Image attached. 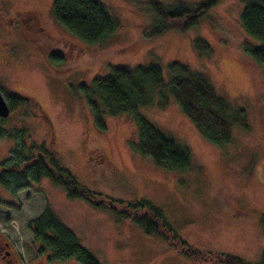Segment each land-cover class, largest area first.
I'll return each instance as SVG.
<instances>
[{"label":"rangeland","instance_id":"obj_1","mask_svg":"<svg viewBox=\"0 0 264 264\" xmlns=\"http://www.w3.org/2000/svg\"><path fill=\"white\" fill-rule=\"evenodd\" d=\"M53 1L14 0L10 13L4 7L8 16L14 10L39 11L46 31L41 49L26 31L10 34L0 28V91L7 99H22L9 117H0V164L21 162L45 146L82 186L103 198L146 199L159 207L189 247L259 263L264 251V67L246 51L259 42L243 29V0H217L188 29H182L186 20L172 21L160 33L162 19L149 0H99L119 28L95 44L56 21ZM155 1L167 6L205 0ZM196 38L211 47L208 55L192 46ZM57 52L64 60L47 63L45 53ZM173 62L206 76L222 98L244 108L248 123V128L233 126L230 143L216 146L172 97L165 108H138L137 115L190 150L192 166L184 172L160 168L132 148L138 135L134 114L105 115L106 128L98 129L80 87L110 74L113 66L149 63L158 64L168 80ZM100 151L112 165L99 160ZM0 199V233L32 260L29 264L63 263L34 259L28 245L34 238L28 223L47 207L100 264H224L195 263L160 236L144 233L132 218L70 198L47 177L16 195L0 187Z\"/></svg>","mask_w":264,"mask_h":264},{"label":"trees","instance_id":"obj_2","mask_svg":"<svg viewBox=\"0 0 264 264\" xmlns=\"http://www.w3.org/2000/svg\"><path fill=\"white\" fill-rule=\"evenodd\" d=\"M243 2V29L259 42L258 46L246 47V51L256 63L264 67V0ZM216 3L217 0L199 3L176 1L162 6L155 0H149L152 11L162 19L163 29L157 33L170 28L172 21L186 20L182 29H188ZM52 10L57 22L87 44L98 43L119 28V24L99 0H54ZM191 41L195 49L204 51V55L211 52V47L204 39ZM45 60L47 63L63 61L64 56L59 52L45 53ZM168 70L167 80L162 68L156 63L134 68L113 66L110 74L95 77L90 85L80 87L98 129L106 128L105 115L134 114L138 135L136 142L131 143L132 148L151 158L160 168L184 172L192 166L190 150L166 136L146 118L137 115L138 108L152 104L165 108L172 97L203 137L216 146L230 143L233 126L248 128V123L244 108L222 98L203 74L191 71L179 62L170 64ZM21 102L19 98L11 100V108L14 109ZM42 177L50 178L63 187L70 198L83 199L94 208H108L121 218H132L144 233L160 236L195 263L211 259L224 264H264V251L259 263H248L236 256L206 253L189 247L174 232L159 207L146 199L129 203L103 198L101 194L82 186L69 169L59 165L56 154L45 146L37 148L34 154L25 156L21 162L0 164V187L12 189V195L30 187L31 182H37ZM28 228L35 242L50 248L54 258L75 256L84 264H100L48 207L38 218L28 223Z\"/></svg>","mask_w":264,"mask_h":264},{"label":"flooded vegetation","instance_id":"obj_3","mask_svg":"<svg viewBox=\"0 0 264 264\" xmlns=\"http://www.w3.org/2000/svg\"><path fill=\"white\" fill-rule=\"evenodd\" d=\"M13 2L14 0H0V17L4 19V21H0V26H1L0 28H2L1 30L2 31L7 30L10 34L20 33V31H26L31 36L30 38L33 41H35L36 45L39 48L44 49L45 46L44 35L46 29L42 24L43 22L40 12L34 10H28V11H24L22 14L18 10H14L13 12H11L12 16H8L4 11V7L10 13V9L8 7L11 6ZM18 12L20 13L19 15ZM2 94L10 108V114H11L13 108H11L10 101L11 100L13 101L15 98L13 96L12 97L9 96V99H7L3 92ZM99 153H100L99 160L101 159L100 160L101 162L104 161L105 163L107 164L110 163L112 165V162L108 160L109 158L106 155V153L101 151ZM115 173L119 174L120 172L115 171ZM108 205L109 207H112L111 204ZM31 243H28V245L34 249L35 252V255L33 256L34 259H38V258L44 259V261L47 262L48 261L51 262L53 260H62L63 263L61 264H84L75 256H69L63 259L54 258L51 249L48 247H44L40 243H38V246H36L35 244L36 242L34 238ZM31 261H32L31 259L30 261H26L25 257L21 256V254L17 251V249L15 248L13 242L11 241L8 235L6 234L4 235V233L3 234L0 233V264H29V262ZM69 261H71L72 263H70ZM38 264H43V262H40Z\"/></svg>","mask_w":264,"mask_h":264},{"label":"water","instance_id":"obj_4","mask_svg":"<svg viewBox=\"0 0 264 264\" xmlns=\"http://www.w3.org/2000/svg\"><path fill=\"white\" fill-rule=\"evenodd\" d=\"M10 114V108L2 94V92H0V117L2 119H5L9 116Z\"/></svg>","mask_w":264,"mask_h":264}]
</instances>
